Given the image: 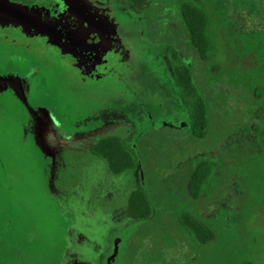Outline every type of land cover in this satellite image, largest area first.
I'll return each instance as SVG.
<instances>
[{"label":"rangeland","instance_id":"1","mask_svg":"<svg viewBox=\"0 0 264 264\" xmlns=\"http://www.w3.org/2000/svg\"><path fill=\"white\" fill-rule=\"evenodd\" d=\"M43 1L47 0H22L23 5L0 0V43L11 35L17 40L13 41L16 50L38 52L6 28L33 31L30 22H37L39 6L30 5ZM146 1L160 6L158 14L162 8L167 10L173 31L163 30L154 14L136 9L128 0H108L113 12L105 19L113 26L114 43L125 46L137 41L131 38L134 26H128L139 21L143 37L151 39L147 41L150 48L139 41V55L146 48L147 59L105 60L90 70L95 72L91 77L84 78L60 66L52 67L51 76L48 63L42 60L37 76L29 77L34 83L28 92L26 74L9 72L25 68L24 54L0 56V77H4L0 78V264H105L119 231L123 236L120 261L126 264H264V142L255 143L248 152L242 135L254 127L255 134L264 136V69L250 68L254 62L250 55L242 63L247 70L233 62L238 50L235 36L264 30V0H235L228 6L216 0ZM185 2L201 7L212 18L216 51L210 63L196 60L189 48V34L179 14ZM13 4L31 10L24 24L12 26L5 17L4 13L12 16ZM113 9V18L122 25L109 17ZM174 35L186 45L197 87L207 101L211 135L204 140L183 127L190 123L191 110L175 80L168 43L154 42L162 36L174 39ZM212 68L218 71L212 73ZM216 81L218 85H213ZM153 85L165 95L151 99L147 94ZM6 90L13 91L2 93ZM21 99L37 112L31 115ZM63 107L69 108L66 116ZM151 114L158 130L150 127ZM114 135L122 139L138 165L143 156V166L122 176L110 174L92 147ZM212 156L222 174L207 189L203 198L207 207L219 211L218 219L223 214L235 219L243 215L234 221L235 231L222 234L215 228L216 242L201 247L178 222L179 202L174 198L185 193L183 178L190 176L191 168ZM142 188L160 208L153 221L137 224L127 204L130 193ZM211 224L216 227V221ZM132 244L138 247L134 252Z\"/></svg>","mask_w":264,"mask_h":264},{"label":"trees","instance_id":"2","mask_svg":"<svg viewBox=\"0 0 264 264\" xmlns=\"http://www.w3.org/2000/svg\"><path fill=\"white\" fill-rule=\"evenodd\" d=\"M128 1L139 9H146L145 6L149 5L146 0ZM216 1H219L218 3L224 4L225 6L235 0H221L222 2H220V0ZM179 14L186 32L189 34V48L195 54L196 60L203 63H210L213 60L216 51V43L212 34L213 22L211 16L206 10L192 2L182 3L179 7ZM235 38L237 39L235 44L238 50L236 51L237 59L235 60L232 58L234 60L233 62H236L237 66L240 65L242 69L247 70L249 68H244L242 63H246L244 59L250 55L252 58L251 61H254L251 63L253 65L250 68L254 69L260 67L264 69V30L256 33V35L253 33L248 35L240 33L238 37L235 36ZM162 40L166 42L167 38L163 36ZM176 45L169 44L167 47L174 77L191 108V127L193 135L199 140H204L207 136L211 135L207 101L202 97L197 87V80L195 79L191 67L186 66L181 61V52ZM232 46H234V49L236 48L234 44ZM183 54L187 56L189 52L185 51ZM252 54L255 55L254 58L252 57ZM217 71V68H212V73H216ZM218 83L219 82L216 81L212 84L218 85ZM210 85L211 84H209V86ZM237 90L238 89L235 88V91ZM246 91L248 92L247 95H251L252 97L253 92L250 89ZM217 96L220 95L217 94L216 97L213 98V102H216ZM209 100H212V98H209L208 101ZM238 125H241V123ZM255 132L254 127L251 129L249 127L244 134L242 133L245 137V140H243L244 144H247L250 147V149H247V147L245 148L248 152L255 148V143L264 142V136L261 134H255ZM239 135L241 134L234 136L238 137ZM241 148L244 147L240 146V149ZM92 153L106 164L110 174L113 176H122L128 172L134 171L138 166L135 156L126 148L122 139L116 135L101 138L92 147ZM140 153H142V151H140ZM142 157L143 156L140 155L141 159ZM141 159L139 162L140 167L143 166ZM218 163V160L208 158L203 159L199 164L194 166L192 175L188 178L189 196L193 200L199 201L200 199L206 198L208 187L220 174V166ZM144 183L145 181L143 182V186ZM144 189L146 188L133 190L128 198V212L136 220L137 224L150 223L154 220L158 212L159 206L155 201H152L151 197ZM176 202H179V214L177 215L178 222L183 230L187 232V235L201 247H207L216 242L217 236L215 228L222 234L227 231L230 232L231 230L235 231L233 223L243 215L240 213L238 218L235 219L233 218L235 216L223 214L224 217L218 219L219 211H215V208L212 205L206 207L208 208L206 209L197 205L195 207L191 201L188 203V200H176ZM191 207L193 209H190ZM198 216H201V219L198 218ZM214 221H216V227L211 224V222ZM117 234L118 240L121 244L123 242V236L121 235L122 231H119ZM131 246V252H134V250L139 247L138 243V247L133 244Z\"/></svg>","mask_w":264,"mask_h":264},{"label":"flooded vegetation","instance_id":"3","mask_svg":"<svg viewBox=\"0 0 264 264\" xmlns=\"http://www.w3.org/2000/svg\"><path fill=\"white\" fill-rule=\"evenodd\" d=\"M10 1L13 3L21 2V4H23L22 0H19V2L15 0H10ZM148 4L150 5V2H148ZM149 5L145 6L146 9H139L135 5L133 6L139 10H145V12H148L150 16L154 14V18L158 20L163 30H166L168 32L173 31L172 26L166 20V16L168 13L167 10L162 8V11L158 14L157 10L159 9L160 6L157 5L152 7V5L150 6ZM30 6L31 7L39 6V8L36 9V13H35L34 19H36L37 22L36 21H35L36 23L33 22V24L36 25V26H32L34 27L33 31L26 32L24 29L22 28L20 29V27L19 29H15V27H12L10 29L6 28V29L7 31L11 30V32L17 33L20 36L19 39L20 41L24 43L26 42L30 46H34V48L38 49V52L36 51L32 52L30 50L29 52L25 51V53H23L21 51L16 50L15 47L13 46L14 45L13 41H17V40L13 36L8 34H7L8 36H6L7 39H4L2 37L0 43V56L12 55V58H14L19 53L24 54L25 68L23 67L22 69L15 70L14 68L11 67L12 69H10L11 71L9 72H12L14 70V72H12V74L14 75H22L21 72H24L26 74V76L24 77V81L27 84L26 90L28 92L29 90H32L34 83L29 80V77H32L34 75L33 76L34 78L37 76V70L40 68L38 63H41L42 60L48 63L47 67L49 68L50 74L54 72L52 71L53 66L55 67L60 66V67L71 68V70L74 73L76 72V74H78L80 78H84L86 76L91 77L95 72L90 73V70L95 68L96 65H102V63L105 62V60L109 61L116 59V57L122 58L123 56L129 58L133 57L135 59H139V57L142 56L146 58L144 56L146 54V51L148 50L146 48L145 50H142V54L139 55V41L140 43L146 42L145 45L149 46L150 48L151 44H148L147 41L148 40L151 41V39L148 38L146 40V38L143 37V31L139 30L140 28H142V26L139 25V21L134 22L133 23L134 25L128 26V28L134 26L131 35V38L133 40L137 37L136 42L135 40L131 42L132 45H134V48L132 47V45L130 46L129 44H126V46L122 45L118 41H117L118 44L116 42L114 43L115 39L113 37V32L111 29V27L113 26L111 23L106 22L107 19H105L108 13L113 12L111 8H108L109 7L108 0H47L38 3L37 5L31 4ZM117 9L119 11V14L123 15V11L120 9V7ZM92 10L96 12V16L94 17L92 16L93 14ZM114 13H112L109 17H111L112 19H116L118 25H122L117 18H113V16L116 15L115 10ZM150 16L149 18H151ZM125 24H128V22H126ZM144 24L146 25L148 32L151 33L150 31L152 28L151 24L149 22ZM30 35H35V37H31ZM0 36H2V33H0ZM162 37L155 39L154 42L160 45L168 43V46L169 44H173V45L177 44L176 47L181 52L180 54L181 61L186 66L191 67L190 60L187 59V56L183 54L185 52L184 46L186 47V45L184 46L181 45L178 42L177 37L175 35H174V39H169L167 36H164L165 38H167L166 41L167 43L164 42V40H162ZM52 75L53 73L51 74V76ZM0 78H4V77H0ZM44 78L46 77L44 76ZM135 82L136 84L139 85V76H138V80H135ZM149 87L150 89H152V91H150L147 95L151 97V99L156 94L165 95V92H163L160 87L156 88L155 85ZM10 91L13 90H9V91L6 90V92L2 91V93L6 94ZM136 93L139 94V91H137ZM23 104L27 107L31 115L33 114V112H37V110L32 109L28 100L26 102H23ZM42 109H47V108L44 107ZM67 109L68 110H66V107L62 108L63 110L62 114L64 116H66L65 114L67 113L69 114L70 112L69 108ZM47 110L52 114V112L49 109ZM52 116L54 117V114H52ZM149 116L151 118L150 127H152V129L154 130H158L159 128L153 118V115L151 114ZM61 117L63 118L62 115ZM107 118H109V116ZM55 124H57L58 126L59 123L56 121ZM185 124L183 125V127H189L192 129L191 117H190V123L189 124L185 123ZM85 125L91 126L94 124L85 123L83 126ZM168 126L170 128H173L170 124H168ZM175 128L180 129V126H176ZM139 135L141 136V132L139 133ZM139 135L137 137H139ZM134 148L137 149V146L134 145ZM140 151L142 150H140L139 148L138 152L140 153ZM213 159L216 160L212 156V160ZM137 167L140 168L139 165ZM191 169H194V167H192ZM221 174L222 172L220 169V175ZM191 175L192 173L190 174V176ZM188 178L186 177L183 178L184 183H186L184 190L185 193L182 194L180 198L175 197L174 198L175 201L188 200V203L189 201H191V203H193L195 207L197 205L199 207L206 208L207 205L205 199H200L199 201H195L189 196ZM190 209L193 208L191 207ZM198 218L201 219V216H198ZM117 245H118V255L115 258H113ZM120 247L121 244L118 240V234H115L114 250L108 256L107 255L105 256L104 258L105 264H126L120 261L121 259L120 258L121 253L119 252Z\"/></svg>","mask_w":264,"mask_h":264},{"label":"water","instance_id":"4","mask_svg":"<svg viewBox=\"0 0 264 264\" xmlns=\"http://www.w3.org/2000/svg\"><path fill=\"white\" fill-rule=\"evenodd\" d=\"M12 6H13L12 10H9V12H11L12 16H8L7 14L4 13L9 24H11L12 26H19L22 23L23 18L25 19L28 16H29V18L31 17L32 13L30 12L31 10L29 8L22 6V5H16V4H13ZM5 17H3V18H5ZM30 23H31L30 26H34L33 22H30ZM23 24H24V21H23ZM26 24L29 25V22H27ZM117 255H118V245L115 249L113 258H115Z\"/></svg>","mask_w":264,"mask_h":264}]
</instances>
